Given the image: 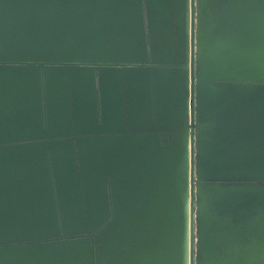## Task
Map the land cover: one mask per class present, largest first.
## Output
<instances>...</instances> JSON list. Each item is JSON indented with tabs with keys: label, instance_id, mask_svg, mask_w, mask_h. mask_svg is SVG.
Returning a JSON list of instances; mask_svg holds the SVG:
<instances>
[{
	"label": "water",
	"instance_id": "1",
	"mask_svg": "<svg viewBox=\"0 0 264 264\" xmlns=\"http://www.w3.org/2000/svg\"><path fill=\"white\" fill-rule=\"evenodd\" d=\"M243 89L264 0H0V264H264Z\"/></svg>",
	"mask_w": 264,
	"mask_h": 264
},
{
	"label": "rangeland",
	"instance_id": "2",
	"mask_svg": "<svg viewBox=\"0 0 264 264\" xmlns=\"http://www.w3.org/2000/svg\"><path fill=\"white\" fill-rule=\"evenodd\" d=\"M229 92V89H216L214 90L215 97L213 98V125H217L222 118V106L225 104L224 95ZM240 95L243 96L244 106H250L252 109L247 110L244 113V117L252 121L253 118L258 116L260 110L257 107L264 105V90L263 89H243L240 91ZM254 106V107H253ZM254 108V109H253Z\"/></svg>",
	"mask_w": 264,
	"mask_h": 264
},
{
	"label": "bare ground",
	"instance_id": "3",
	"mask_svg": "<svg viewBox=\"0 0 264 264\" xmlns=\"http://www.w3.org/2000/svg\"><path fill=\"white\" fill-rule=\"evenodd\" d=\"M255 90H258V89H255ZM254 107V106H253ZM254 109V108H253Z\"/></svg>",
	"mask_w": 264,
	"mask_h": 264
}]
</instances>
